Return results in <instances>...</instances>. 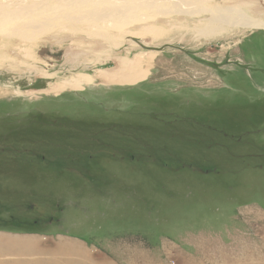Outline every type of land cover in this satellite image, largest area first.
I'll use <instances>...</instances> for the list:
<instances>
[{
  "label": "rangeland",
  "instance_id": "374dc122",
  "mask_svg": "<svg viewBox=\"0 0 264 264\" xmlns=\"http://www.w3.org/2000/svg\"><path fill=\"white\" fill-rule=\"evenodd\" d=\"M204 2L197 20L264 22V0ZM58 15L29 40L0 30V231L57 252L31 264H264V29L199 38L173 15L157 40ZM142 53L131 84L95 78Z\"/></svg>",
  "mask_w": 264,
  "mask_h": 264
},
{
  "label": "bare ground",
  "instance_id": "6f19581e",
  "mask_svg": "<svg viewBox=\"0 0 264 264\" xmlns=\"http://www.w3.org/2000/svg\"><path fill=\"white\" fill-rule=\"evenodd\" d=\"M204 1L206 0H19V3L17 1L14 6L11 0L8 5L0 7V30L15 33L29 40L42 28L53 23L55 19L49 20L47 17L51 12L59 14L56 16L58 19L68 22L79 23L81 20H86L92 24L95 23L96 28H103L109 22L115 26L124 23L142 24L141 34L143 36L150 35L157 40L164 36L163 27L170 26L173 15L183 16L182 19L185 18L183 20L189 22L192 27L181 24L177 26L178 28L181 30L186 28V32L193 30L198 37L214 38L216 35H224L229 32L224 25L239 27L243 32L250 29H264V22L250 19L243 15L238 8H208L206 9L208 18L197 20L196 15L198 16L203 11L196 12L195 10L199 9L198 7H204ZM173 10L177 13H174ZM146 11L154 12L157 15L139 18L140 14ZM158 16L164 19L158 21L164 22L159 24L161 27L157 26L158 23L152 22ZM80 17H82L81 20H79ZM15 20L26 22L27 28L24 29L21 25L20 29L15 27V29L7 30L9 22ZM148 22H152V24L147 25ZM172 26L176 27L174 24ZM152 58V54L142 53L129 60L117 61L115 69L100 70L98 73L96 72L95 78L104 85L131 84L150 67ZM88 82L89 79L86 75H76L62 83L50 84L49 89L44 92L58 94L68 89L80 90L81 85Z\"/></svg>",
  "mask_w": 264,
  "mask_h": 264
},
{
  "label": "crops",
  "instance_id": "0c3cea01",
  "mask_svg": "<svg viewBox=\"0 0 264 264\" xmlns=\"http://www.w3.org/2000/svg\"><path fill=\"white\" fill-rule=\"evenodd\" d=\"M37 240H39L38 237ZM38 243L40 242H35L28 234L15 235L0 231V264H31L35 256L38 258L48 256L49 253L57 254V252H49L50 248L43 243V246L37 247ZM64 258L70 259L71 257L64 255ZM38 263L42 264L39 261Z\"/></svg>",
  "mask_w": 264,
  "mask_h": 264
},
{
  "label": "flooded vegetation",
  "instance_id": "af4514ba",
  "mask_svg": "<svg viewBox=\"0 0 264 264\" xmlns=\"http://www.w3.org/2000/svg\"><path fill=\"white\" fill-rule=\"evenodd\" d=\"M80 131L83 132L84 130H80ZM63 143L64 142H61L60 144H63ZM47 212L50 213V210L47 211ZM51 219H52L51 215L47 214L46 210L43 211V213L40 216H37V217L34 218V220H51Z\"/></svg>",
  "mask_w": 264,
  "mask_h": 264
}]
</instances>
